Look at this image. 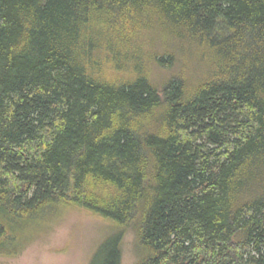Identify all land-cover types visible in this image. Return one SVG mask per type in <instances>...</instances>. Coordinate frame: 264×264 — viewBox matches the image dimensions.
Returning a JSON list of instances; mask_svg holds the SVG:
<instances>
[{
    "label": "trees",
    "instance_id": "obj_1",
    "mask_svg": "<svg viewBox=\"0 0 264 264\" xmlns=\"http://www.w3.org/2000/svg\"><path fill=\"white\" fill-rule=\"evenodd\" d=\"M69 208L89 264H264V0H0V256Z\"/></svg>",
    "mask_w": 264,
    "mask_h": 264
},
{
    "label": "rangeland",
    "instance_id": "obj_2",
    "mask_svg": "<svg viewBox=\"0 0 264 264\" xmlns=\"http://www.w3.org/2000/svg\"><path fill=\"white\" fill-rule=\"evenodd\" d=\"M158 73L156 77H163ZM114 229L111 221L85 208L59 210L53 224L17 256H0V264H89L100 242ZM140 251L129 230L121 264H135Z\"/></svg>",
    "mask_w": 264,
    "mask_h": 264
}]
</instances>
